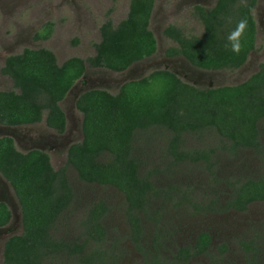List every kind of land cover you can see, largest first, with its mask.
Masks as SVG:
<instances>
[{"label":"trees","instance_id":"1","mask_svg":"<svg viewBox=\"0 0 264 264\" xmlns=\"http://www.w3.org/2000/svg\"><path fill=\"white\" fill-rule=\"evenodd\" d=\"M255 5L256 0H215L210 7L194 5L192 12L203 26L202 35L187 34L173 24L165 26L163 34L175 43L166 48L165 54L182 56L200 69L241 67L255 49ZM153 8L154 0H130L126 16L116 24L107 14L99 26L100 40L94 44V53L86 58L71 56L59 64L45 47L24 48L7 55L1 72L11 78L13 89L0 90V124L15 126L44 120L56 132H63L66 121L60 102L87 66L122 72L155 53L157 42L149 27ZM241 19L248 23L237 54L225 45ZM51 30L52 22L48 21L36 37L47 38ZM75 106L82 114V138L69 145L66 166H71L82 182L112 186L123 194L130 238L136 246L144 247L142 216L152 218L157 214L149 209L159 190L152 181L154 169L143 171L137 157L141 136L153 131L166 134V150L174 161H201L216 181L217 160L213 155L218 150L235 157L241 149L257 153L261 149L264 61L244 81L213 87L188 83L169 69H154L123 82L115 93L100 88L83 91ZM206 133L213 134L218 144L208 149H184L188 136L204 137ZM0 174L18 199L22 223L21 232L3 243L5 264H118L117 258L102 247L106 237L102 221L108 209L103 200L91 203L73 232L61 228L62 217L74 197L65 166L56 170L46 152L19 151L11 137L2 136ZM227 183L233 190L223 210L243 211L249 203L264 200V174L245 175ZM216 197L202 203L201 210H218L221 201ZM10 218L9 208L0 202V226ZM158 243V235L153 236V250L144 247V252L150 253L152 264H169L160 262ZM260 243L264 249V232ZM209 245L210 235L202 231L194 245L171 253L172 259L187 262L207 253ZM242 246L254 249L249 242H242Z\"/></svg>","mask_w":264,"mask_h":264},{"label":"rangeland","instance_id":"2","mask_svg":"<svg viewBox=\"0 0 264 264\" xmlns=\"http://www.w3.org/2000/svg\"><path fill=\"white\" fill-rule=\"evenodd\" d=\"M130 0H0V68L9 54L21 52L24 48L50 49L60 64L71 56L86 58L94 53V44L99 42V26L107 18L114 24L126 16ZM215 0H154L149 27L156 42V52L141 61L133 63L122 72L106 68L86 67L71 87L60 106L64 110L66 128L62 134L47 128L44 122L33 125L4 127L0 124V136L9 135L20 151L32 148L49 154L54 169L66 167V175L73 189L74 197L61 222L66 231L78 228L77 222L85 214L91 203L103 200L108 209L103 216L106 230L102 247L117 258L118 264H152L151 239L158 235V248L162 259L179 246L192 242L198 231L208 230L213 242L207 254L192 259L203 264H264V249L260 236L264 231V202L249 205L244 212L201 210L215 196L224 202L233 190L228 182L242 176L258 177L264 174V121L259 123L263 132L259 153L252 149H241L235 157L227 151L218 150L214 181L201 161H174L166 150L164 133L153 131L141 136L136 154L142 163V170L154 171L152 181L159 190V196L151 202L152 218L142 216L143 245L136 246L130 238V228L125 216L123 194L112 186L88 184L80 181L71 166H66V152L70 144L82 138V114L76 110L74 101L85 90L100 88L115 93L127 80L144 76L154 69L165 68L174 71L180 78L199 87H213L236 84L247 79L264 61V0H256L252 11L256 22V45L243 66L234 70H205L191 67L182 57H167L165 49L174 43L163 34L169 24L176 25L187 34L202 35L203 26L193 15V6H212ZM109 12V13H108ZM52 22V30L47 38L36 37L46 22ZM76 40V43H74ZM0 90L13 89L9 77L1 76ZM36 139V144L28 145L26 136ZM190 135L184 149H208L218 144L213 134ZM47 141L48 143H42ZM224 181H223V180ZM185 196V197H182ZM0 201L11 211L10 221L0 226V264L4 241L22 230L21 212L18 200L5 178L0 174ZM200 202V203H199ZM199 204L200 207L196 208ZM75 227V228H73ZM242 242H249L254 249L246 250ZM222 246L226 248L223 249ZM162 251V252H161ZM95 264H101L99 261Z\"/></svg>","mask_w":264,"mask_h":264},{"label":"flooded vegetation","instance_id":"3","mask_svg":"<svg viewBox=\"0 0 264 264\" xmlns=\"http://www.w3.org/2000/svg\"><path fill=\"white\" fill-rule=\"evenodd\" d=\"M215 2V1H214ZM210 7V6H209ZM254 9V8H253ZM253 11V10H252ZM152 15V14H151ZM151 19V18H150ZM256 23V22H255ZM256 32H257V29H256ZM171 40V39H170ZM172 41V40H171ZM173 42V41H172ZM174 43V42H173ZM175 44V43H174ZM173 44V45H174ZM256 45V44H255ZM172 46V45H171ZM157 49V48H156ZM156 52V51H155ZM165 52H166V49H165ZM10 55V54H9ZM153 55V54H152ZM151 55V56H152ZM166 55V54H165ZM167 56V55H166ZM167 57H169L170 58V56H167ZM174 58H177V57H182V56H173ZM183 58V57H182ZM145 59V58H144ZM185 59V58H184ZM5 60V59H4ZM143 60V59H142ZM186 60V59H185ZM141 61V60H140ZM187 61V60H186ZM136 63V62H135ZM3 64H4V62H3ZM244 65V64H243ZM242 65V66H243ZM259 65V64H258ZM3 66V65H2ZM191 66V65H190ZM192 67V66H191ZM200 69V68H199ZM258 69V68H257ZM202 70V69H201ZM206 70V69H205ZM214 71H218V70H214ZM257 71V70H256ZM0 73L2 74L1 76H7V75H5V74H3L2 72H1V68H0ZM7 77H9V76H7ZM10 78V77H9ZM10 80H11V78H10ZM11 82H12V80H11ZM12 85H13V82H12ZM66 97V96H65ZM64 97V98H65ZM61 102H63V101H61ZM61 102H60V104H61ZM74 106H75V101H74ZM62 108V107H61ZM75 108H76V106H75ZM77 110V109H76ZM64 111V110H63ZM65 113V112H64ZM66 118H67V116H66V114H65V121H66ZM43 122H44V120H42ZM37 123H41V121L40 122H36V123H33V124H37ZM33 124H23V125H33ZM2 125V124H1ZM44 125H46L45 124V122H44ZM2 126H4V127H13V126H9V125H2ZM15 126H21V125H15ZM47 126V125H46ZM47 128H49V129H53V128H50L49 126H47ZM65 128H66V123H65ZM54 130V129H53ZM55 131V130H54ZM65 131V129L63 130V132ZM56 132V131H55ZM63 132H56V133H58V134H62ZM9 137H11V136H9ZM12 138V137H11ZM13 139V138H12ZM24 140L25 141H27V143H28V145H30V146H33V145H35L37 142H36V139H32V137H30V135L29 136H26L25 138H24ZM13 141H14V139H13ZM42 143H48L47 141H43ZM15 144V143H14ZM16 147V146H15ZM33 149H37V148H32V149H29V150H33ZM68 149V148H67ZM29 150H27V151H29ZM38 150H41V149H38ZM20 151V150H19ZM41 151H43V150H41ZM23 152V151H22ZM24 152H26V151H24ZM45 152V151H44ZM47 153V152H46ZM67 153V152H66ZM48 154V153H47ZM49 155V154H48ZM6 180V179H5ZM7 181V180H6ZM17 198V197H16ZM18 200V199H17ZM0 202H2V201H0ZM256 202H264V200H255V201H253V202H251V203H249L248 205H247V208L246 209H244L243 211H239V210H235V209H232V208H230V209H227V210H225V211H233V212H244V211H246L247 209H248V207H249V205L250 204H252V203H256ZM4 203V202H3ZM19 203V202H18ZM6 204V203H5ZM223 204H224V202H222L221 201V204L219 205V209L217 210V209H215V210H211V209H209V210H205V211H207V212H209V213H211V212H213V213H215V212H219V211H224L223 209H222V207H223ZM7 205V204H6ZM8 207V206H7ZM9 208V207H8ZM10 210V209H9ZM10 213H11V211H10ZM11 219V218H10ZM10 221V220H9ZM22 224V223H21ZM6 225V224H5ZM4 226V225H3ZM202 231H204V232H207L209 235H210V245H209V247H208V250L210 249V246H211V244H212V242H213V235H211V233L208 231V230H201V231H198L197 232V234L195 235V237H194V239H192V242H190V244L189 245H194V243H195V240H196V238H197V235L200 233V232H202ZM264 232V231H263ZM262 232V233H263ZM157 245V247L158 248H161L162 249V245L161 244H156ZM186 245H188V244H186ZM182 246H185V245H179L172 253H176V251H177V249L179 248V247H182ZM152 250H153V246H152ZM151 250V251H152ZM159 250V249H158ZM162 252V251H161ZM207 253H208V251H207ZM207 253H204V254H207ZM204 254H201V255H199V256H196V257H191L187 262H182V261H180V262H175L174 261V259H172V255L170 254L169 255V257L168 258H166V259H164V258H162V259H159L160 260V262H165V261H167L169 264H194V263H201V264H203V262L202 261H194V262H192V263H188V262H190L192 259H194V258H197V257H200V256H202V255H204Z\"/></svg>","mask_w":264,"mask_h":264},{"label":"clouds","instance_id":"4","mask_svg":"<svg viewBox=\"0 0 264 264\" xmlns=\"http://www.w3.org/2000/svg\"><path fill=\"white\" fill-rule=\"evenodd\" d=\"M247 19H241L236 28L229 33L227 37L228 43L225 45L226 48L230 47L231 51L239 53L242 47L241 38L244 35L245 29L247 27Z\"/></svg>","mask_w":264,"mask_h":264},{"label":"water","instance_id":"5","mask_svg":"<svg viewBox=\"0 0 264 264\" xmlns=\"http://www.w3.org/2000/svg\"><path fill=\"white\" fill-rule=\"evenodd\" d=\"M82 76H83V75H82ZM136 79H137V78H136ZM130 80H131V79H130ZM124 82H125V81H124ZM70 89H71V88H70ZM70 89H69V90H70ZM85 91H86V90H85ZM68 92H69V91H68ZM68 92H67V93H68ZM66 95H67V94H66ZM2 136H9V135H2ZM2 136H0V137H2ZM12 190H13V189H12Z\"/></svg>","mask_w":264,"mask_h":264}]
</instances>
